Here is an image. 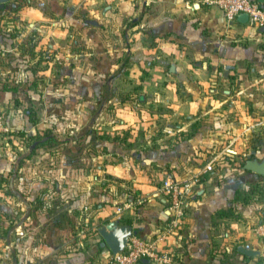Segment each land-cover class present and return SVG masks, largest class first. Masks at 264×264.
<instances>
[{"label":"crops","instance_id":"0c3cea01","mask_svg":"<svg viewBox=\"0 0 264 264\" xmlns=\"http://www.w3.org/2000/svg\"><path fill=\"white\" fill-rule=\"evenodd\" d=\"M256 1L264 5V0ZM85 8L86 12L77 15L71 0H5L0 11V87L17 86L12 92H1L0 98L11 112L6 119H10L12 129L25 128L28 122L23 107L16 105L24 100V88L28 102L39 103L38 120L25 128L27 131L39 130L46 119L57 121L68 106L99 101L92 116L85 115V124L74 131L71 128L64 136L67 153L60 162L65 172L54 173L52 180L62 184L49 192L48 208L56 227L47 264H102L111 254L101 242L99 247L90 244L88 237L74 238L81 232L78 210L89 209L95 219L129 223L143 237L164 226L165 195L155 184L157 175L151 167L171 166L175 167L173 175L189 176L195 172L190 174L183 168L197 169L195 161L178 168L186 157L225 142L236 130L242 133L249 129L243 110L233 115L218 107L230 95L218 93L220 81L209 77V71L213 75L233 70L242 74L264 71V27L247 18L238 19L239 14L226 19L217 6L202 0H113L107 12L97 0L95 8ZM108 17L118 22V38L130 32L126 55L117 71L139 76L135 86L140 91L123 99L111 94L115 78L107 83L99 78L109 69L106 63L121 59L124 48L120 49L119 40L116 46L106 42ZM125 21L127 34L126 27L121 33L119 30ZM59 68L64 72L61 75ZM38 77L45 81L39 82ZM110 100L127 104L130 127L117 124L118 113L112 115L106 108ZM108 116L114 119L103 121ZM142 118L144 125L139 121ZM94 122L97 126L92 128ZM55 134L59 138V133ZM75 148L80 152L75 153ZM7 159L0 156L4 177L11 167V159ZM120 164L126 167L122 172L116 168ZM76 166L77 170L72 169ZM88 166L95 167V173ZM245 170L238 179L217 177L213 170H204L187 201L183 225L167 239V247L175 254L171 264H264V243L251 228L252 210L257 215V208L264 203L258 199L251 209L250 203L236 197V190L257 182L261 174ZM99 172L113 176L102 179ZM32 193V202L22 199L23 209L32 203L44 206L38 193ZM230 208H236L240 217L231 216ZM239 246L257 253L244 254ZM136 264L150 263L143 260Z\"/></svg>","mask_w":264,"mask_h":264},{"label":"rangeland","instance_id":"374dc122","mask_svg":"<svg viewBox=\"0 0 264 264\" xmlns=\"http://www.w3.org/2000/svg\"><path fill=\"white\" fill-rule=\"evenodd\" d=\"M112 1L113 0H100L101 7L104 8L105 12L112 9ZM71 2L74 5L75 13L77 15L86 12V5H89L90 9L95 8L97 5V0H71ZM108 18L109 20L106 19L105 23L106 27H109L110 32L109 37H107L108 41L106 42H109L111 45L115 44L116 46L119 40L120 49H122L121 47L124 48L120 50L122 51L121 54H119L121 59L116 60V58H114L115 61L112 63L113 65L106 63V67L109 65V69H105L103 75L99 76V78L104 82L106 81V83L109 81V78H115L111 94H116V97L120 95V98L122 97L123 99L125 96H131L133 93H138L140 91L138 90L139 86H135L136 83H138L139 76L136 77L133 74H129V72L120 74V71H117V65L126 55L128 45L124 42V36H122L123 33L122 35L120 34L119 38L118 34H116V26L118 22H113L112 17ZM125 27L126 34L129 32V28L125 21L119 29L120 33ZM113 29H115V32ZM129 35L130 32L125 36L128 41ZM76 39L77 38H75V40ZM109 63L111 62L109 61ZM215 74L216 75H213V73L209 71L208 76L220 81L219 86L221 89L219 88L218 93L230 95V98L223 101L218 107L228 109L233 115H235V113L238 115L239 111L243 110L247 115L245 121L250 123L249 129L244 130L242 133L237 132V130L232 132L231 136L227 138L229 142L226 140L225 142L218 143L220 146L217 145L215 147H210V149H200L199 151H195L191 157H186L184 163L178 168H183V166L186 167L188 163L195 161V163H191H193L197 169L191 170V168L186 167V169L183 168L186 170L185 172L190 174L195 172L201 176L204 174V170L207 172L213 170L217 177L225 178L231 176L232 178L238 179L241 175L246 173V170L243 168L246 159H257L258 161L264 159V71L248 70L242 74L238 70H233V72H227L225 74L221 71V75H217V73ZM37 80L39 82L41 81V83L45 81L42 77H38ZM222 80H225V82H222ZM50 88H52V85ZM135 89H137V91H135ZM23 90H25V88L21 89L24 100L20 102L19 108L25 107L31 103L28 102L29 94L24 95ZM93 92L95 93V91ZM113 101L114 100H110L106 102L107 110L109 109L112 115L118 113L115 116V121L118 125L126 128L129 125L128 127H130L129 116H126V114L128 115L126 112L127 104H122L120 103L121 101ZM98 105V100L90 99L87 105L85 104L82 106L78 103L77 105H73V107L68 106L66 114L58 118L55 122H51L48 119L44 120L41 122L42 126L39 130L36 127L30 131H27L25 128L14 130L9 123L11 128L10 132L0 133V156L4 159H11V167L9 173L7 172L6 174L7 182L2 180V172L0 171V202L7 203L17 211V214L12 218H6L0 214V264H47L49 257L47 253L48 250L52 248L50 247V244L55 238L54 228L56 227V222L54 221L55 218H51L52 213H50L51 211L48 208V201L50 200L49 192L51 193L54 190H57L58 187L56 186H61L62 184V182H59L56 185L52 180L54 173L65 172L63 162H60L61 159H64L65 154L67 153L63 145L65 141L64 136L67 131H71L72 129V131H74L83 126L88 119L85 115L88 113L87 115L92 116L93 111L96 110ZM36 106H39V103L33 102L32 108L35 111V114ZM129 107L132 106L130 105ZM160 107L165 109L164 106ZM153 109L159 110L160 108L154 106ZM0 111L6 118H8L6 114L11 113L3 104H0ZM12 113H15V111ZM122 114L125 116H122ZM112 119L114 118L108 116L103 119V121H111ZM37 120L38 118L36 116L35 123ZM143 120V118L139 120L142 122V125H144ZM8 122H10V119ZM116 122H113V124L116 125ZM136 122L138 123L137 120ZM25 125L26 124H24V127ZM95 126H97V124L94 122L92 128ZM239 128L240 127L237 129ZM52 129L59 132H54ZM20 130L25 132L18 134L17 131ZM46 130H50L51 133H59V141L56 140L54 143L47 144V146H41V149H39L33 157L32 155L34 153L30 157L24 158L23 165L17 166L18 158L26 156L34 145L32 142L34 138H32L30 134L38 132L42 134ZM69 133L67 135H71ZM244 143H247V146ZM61 145L63 148L60 149ZM74 152L79 153L80 149L75 148ZM76 156L79 157L80 154H77ZM56 160H58L59 163L56 164ZM208 162L211 163V168L206 167V163ZM87 168L95 173V167L88 166ZM107 168L109 167L105 166V169ZM116 168L119 172L126 169V167L121 164ZM174 168L175 167L171 166L151 167V171L157 175L155 176L156 180H154L155 184L160 185L162 183L163 175L167 172L172 173ZM72 169L77 170L78 167L76 166ZM98 175L100 178L103 177L102 179L107 176H113L106 172H102L101 174L99 172ZM91 176H93V174H91ZM257 176V182H250L242 189L236 190V197L241 201L250 203L251 209L256 206L255 202L258 199L264 203V175ZM33 191L37 192L39 198L44 201V206L32 203L31 206L23 209L24 205L22 199L30 200L32 202ZM39 198L36 200V203L39 202ZM122 206L124 207V205ZM250 208L249 211L251 210ZM91 209L93 210L94 207H91ZM230 209L231 216L234 218L240 217L236 208ZM257 210H259L257 215L256 210H252V212L255 213V217L252 219L253 223L251 224V228L254 235L264 243V239L256 232V226L260 222H264V204L260 205ZM77 215L79 219L78 229L81 232L79 231L80 233L74 238L88 237L90 244H97L100 247L101 236L99 233H96L97 226L107 222V219H101L100 217L96 219L93 218V216L90 215L89 209L87 211L78 210ZM107 261L108 258L102 264H107Z\"/></svg>","mask_w":264,"mask_h":264},{"label":"built area","instance_id":"2783aa9c","mask_svg":"<svg viewBox=\"0 0 264 264\" xmlns=\"http://www.w3.org/2000/svg\"><path fill=\"white\" fill-rule=\"evenodd\" d=\"M209 6H217L226 19H233L239 13H246L253 25L264 27V5L256 0H202ZM9 124L0 111V133H9ZM211 168V163H206ZM200 174L175 176L167 172L160 184L165 195L167 219L159 230L151 236H141L133 232L128 237L124 250L110 254L107 264H136L147 261L150 264H171L175 254L167 247V239L183 225L187 201L196 190ZM130 204V203H129ZM128 204V205H129ZM256 232L264 239V222L256 226Z\"/></svg>","mask_w":264,"mask_h":264},{"label":"water","instance_id":"95a60500","mask_svg":"<svg viewBox=\"0 0 264 264\" xmlns=\"http://www.w3.org/2000/svg\"><path fill=\"white\" fill-rule=\"evenodd\" d=\"M4 1L5 0H0V8L3 7ZM246 18V13H239L238 19L244 20ZM89 124L90 123H88L83 130L86 129ZM78 133L77 135H79ZM243 168L264 175V159L260 161L257 159H246L243 164ZM97 231L103 240V244L108 247L112 254H116L124 250L126 244L128 243V237L134 232V229L129 223H122L118 219H111L101 225H98ZM238 249L247 255H254L257 253V250L245 246H239Z\"/></svg>","mask_w":264,"mask_h":264},{"label":"trees","instance_id":"16d2710c","mask_svg":"<svg viewBox=\"0 0 264 264\" xmlns=\"http://www.w3.org/2000/svg\"><path fill=\"white\" fill-rule=\"evenodd\" d=\"M2 10H3V7L0 8V11H2ZM123 39H124V42L126 43V45H128L127 38L124 36ZM59 71H60V73H59L60 75L64 73L63 72V69H61V68L58 69V72ZM16 89H17V86H15V85L14 86L2 85L0 87V98H1V95H2L1 92H3V91L12 92L13 90H16ZM3 102L4 101L0 99V104H3ZM17 104L19 105L20 102L19 101H16V105ZM22 111H23V114L26 115L27 121H28L26 123V127L25 128H28L31 124H34L35 123V120H36L35 111L33 110L31 103H29L28 105H26L25 107H23ZM3 118H4V120L7 121L5 115H3ZM7 123H8V121H7ZM21 132L24 133L25 131H23V130L17 131L18 134L21 133ZM30 136L32 138H34L32 140V142L34 143V145H33L32 149H30V151L26 154V156L19 157V160L17 162V166L21 165V163L23 162V160H24L25 157H30L35 152L36 148L41 147V146H44V145H47V144H51L52 142H55L56 140L59 141L57 135L55 133H51L50 130H46L42 134L39 133V132L38 133H33V134H30ZM1 176H2V180H4V181L7 182V178L4 177L3 175H1ZM0 214L3 215L6 218H12L13 216H15L17 214V211L15 209H13L10 205H8V204H6L4 202H0ZM96 233H98V231H96ZM100 242L103 243V240H102L101 237H100ZM104 246H106V245L104 244Z\"/></svg>","mask_w":264,"mask_h":264}]
</instances>
